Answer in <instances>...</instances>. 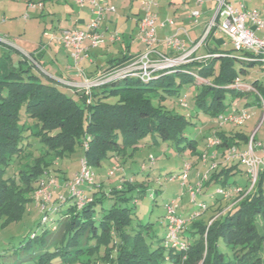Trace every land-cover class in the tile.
<instances>
[{
  "label": "trees",
  "instance_id": "1",
  "mask_svg": "<svg viewBox=\"0 0 264 264\" xmlns=\"http://www.w3.org/2000/svg\"><path fill=\"white\" fill-rule=\"evenodd\" d=\"M209 54L215 57L177 67L168 75L113 79L92 89L89 100L81 93L80 102L34 65L25 71L23 62L15 67L8 54L0 57V226L18 222L29 202L43 211L36 228L1 249L0 264H264V169L251 187L239 160L225 157L229 148L241 152L250 139L257 141V131L250 136L243 129L250 118L240 126L218 121L248 105L262 109L264 81L252 79L249 70L256 65L264 69L248 52L214 48ZM30 56L35 62V55ZM127 59L111 60L109 68ZM182 82L196 87L192 105L212 118L205 126L206 137L192 136L189 118L175 111L183 100L186 106L181 108L189 106L179 94ZM209 138L218 144L209 147ZM201 142L204 152L198 151ZM150 146L183 160L209 156L205 171L197 173L206 176L200 192L207 190L208 197L198 202L205 205L199 215L214 208L216 214L209 221L194 220L195 210L181 216L178 207L184 224L176 247L165 243V207L170 201L163 204V238L153 223L141 221L137 204L146 195L156 204L163 189L152 184L172 181L178 173L151 176L155 153L147 154L137 171L118 165ZM77 152L79 165L83 160L92 173L91 184L81 187V206L70 194L79 169L69 180L58 168ZM113 167L119 185L100 178L114 177L108 175ZM48 180L54 181L48 189L51 199L43 204L31 195ZM190 186L194 184L188 182L187 190ZM217 189L225 196L215 194Z\"/></svg>",
  "mask_w": 264,
  "mask_h": 264
},
{
  "label": "built area",
  "instance_id": "2",
  "mask_svg": "<svg viewBox=\"0 0 264 264\" xmlns=\"http://www.w3.org/2000/svg\"><path fill=\"white\" fill-rule=\"evenodd\" d=\"M1 1V0H0ZM76 4L83 6L87 4L90 20L85 25L84 29H65L61 31L58 41L65 47L73 50L72 60L77 66L83 58L88 55L89 50L97 48L103 40V34L100 32V25L103 21V13L107 10L114 11L113 7H108L107 0H73ZM139 3L142 17L138 19L137 31L140 43L143 46L142 52L138 55L131 56L123 64L111 67L105 71L100 72L96 78L89 79L82 72L78 73L84 77L80 85V89L85 97L89 100V95L92 89L102 87L113 79L123 77H138L147 79L155 74L168 75L175 71L177 67L187 65L195 61L208 60L215 57L213 54H205L198 56L197 52L206 47L209 38L214 31L220 32L225 36L233 51L248 52L254 55L264 69V36L258 37L257 33L264 31V16L257 9L245 8L242 3L234 5L229 0H192L197 5H202L207 2L214 5L213 14L207 22L201 36L196 41L192 42L189 39L188 29L178 28L173 34L165 36L162 39L156 37V13L158 0H133ZM29 9H36L42 7L41 4L28 3ZM200 17L199 11H190L189 19L191 23L197 22ZM24 20L28 19L27 15L23 16ZM168 25H172V20H166ZM120 36L114 32L111 36L112 41H118ZM189 47L186 48V43ZM0 44L11 45L5 40L4 36H0ZM166 47L170 50L171 55L162 53L159 47ZM31 56H29L30 58ZM87 100V101H88ZM262 108L264 103L261 100ZM186 102L181 101V107H185ZM250 118L246 109H241L238 113H231L226 116H219L218 121L220 125L230 124L240 126ZM208 146L213 147L218 144L214 138H209ZM203 163L209 156H202ZM225 157L227 160H239L240 164L245 168L249 177L251 187L255 184L258 174L264 169V140L248 142L245 149L238 152L235 148H229L226 151ZM116 167L108 172L109 176L114 175ZM190 166L184 164L174 180L181 181L186 184L189 177ZM198 176V175H197ZM202 177V178H201ZM199 182L193 187H188V193L191 202L195 203L196 208L191 215L199 216L205 209V205L196 203L197 194L200 193L201 182L205 180L206 176H198ZM92 173L86 163L81 160L79 171L72 180L70 185V194L76 198L79 206L83 203V193L81 187L84 184H91ZM53 180L41 182L39 189L35 192L36 200L43 204H48L51 196L48 189L53 185ZM215 194L225 196L222 190H216ZM45 206H42L44 208ZM179 207L178 200H171L165 207V221H166V245L176 247L179 245L178 233L181 230L184 221L177 216V209Z\"/></svg>",
  "mask_w": 264,
  "mask_h": 264
},
{
  "label": "rangeland",
  "instance_id": "3",
  "mask_svg": "<svg viewBox=\"0 0 264 264\" xmlns=\"http://www.w3.org/2000/svg\"><path fill=\"white\" fill-rule=\"evenodd\" d=\"M55 1L56 2L48 1V0L0 1V36H4L5 40L8 41L10 44H14V45L16 44L18 46L21 47L24 46L26 48H28L27 43H29L30 41L34 40L38 42L42 38V32L45 33V29L47 31L50 30L52 23H54V25L57 26L58 22L65 20V18H69V14H71L74 11V7H72V5L69 2H66L65 0H55ZM122 1L124 2L127 1L128 7L130 6V9H134V11L137 10V5L136 6L130 5L129 0H122ZM242 1L244 3L242 5H244L249 9H257L258 11L262 12V9L264 8V0H242ZM30 2L34 4H41L43 13H38L37 11H33V12L29 11L27 6L28 3ZM117 2H120V0ZM52 6L54 7V9L56 8L55 13L52 11L53 9ZM69 10H71V12H69ZM24 15H27L29 18L27 20H24L23 18ZM258 37H263V34L259 33ZM215 45L219 47V50L221 49V44H218L219 46L217 44ZM202 49L204 50L205 54L209 53V51L206 50L207 48H205V46L201 48L199 51H201ZM226 49L231 50L229 43L226 46ZM0 50H1L0 53L10 54L12 58L16 60L15 67H19V62H23L21 65L23 66V69H25V71L26 69L31 67L32 61H30L29 59L25 60L26 58L24 59L23 57H21L19 53L16 52L15 50H9L6 46L3 45H0ZM249 73L252 79H256L258 82L264 81V72L260 70V67L258 65H256L253 69H250ZM58 80L59 79L56 78L57 84L60 83L61 85V81ZM62 89L68 96H71L70 98H72L75 102H80L79 96H72L66 88H62ZM163 94L166 95L165 93ZM179 94L185 96L189 106L186 109H183L181 107L176 108L175 106L176 109L175 111L179 114L187 116L191 121V123L193 124V126L189 127V131H190L189 133L192 136H198V138L208 136L209 131L206 129L205 126L207 125V123L211 121L212 118L210 116L208 117V115L203 114L200 109H197L195 108V106L192 105V99L196 94H198V90H196V87L193 86L192 83L182 82V84L179 86ZM152 103L156 104L157 100L152 99ZM262 109L263 111L260 110L258 107H256V110L254 111L256 113L255 116L250 118V121L243 128L247 131L248 135L250 136L252 134V131H254L257 126L260 127V130L258 131L259 133L258 136L260 137L264 133V127L262 126L264 125V108ZM228 111L229 110H227L226 112ZM261 112H263V115L260 117ZM195 115H197V117ZM202 145H204L203 142H201L198 147L199 152L206 151V148L202 147ZM162 152L163 151L158 146H150V147L142 148L139 149V151L134 154L133 159L127 160L126 163H122L123 161L121 160L122 162L120 161L118 164L120 166V169H123L124 171H126L130 165L133 167L134 171H137L139 169V164L142 163L144 157L149 153L151 154L155 153L157 157V161L155 163L156 164L155 169L151 174V176L153 175L163 176L166 174L175 175L178 172H180L182 166L185 164V162H183L184 160L190 161L194 164L190 167L189 177L187 179V183L184 184V186L183 183L178 180H172V181L169 180L166 182L162 181L161 183L157 182L152 184L153 188L158 187L160 185L163 189L162 193L156 195L157 205L152 201V199L148 195H146L145 198L137 204L138 206L137 210L140 212L139 217L141 221L153 223L155 231L159 233V237L161 238L164 237V230L162 225V219L164 216L163 204L168 201L177 199L179 203L178 214L181 216H184L195 210L196 205L195 203L191 202L186 187L188 182H192L191 184L194 185L197 184L199 182V178H198L199 175L197 176V173L201 174L202 171H205V167H203L204 163L202 162L204 158L202 156L186 157L183 160L182 156L173 155L169 151L163 153ZM80 158H81V152H77L74 156L62 160L61 164L59 163L60 165L58 168H60L62 172H64L63 174L67 179L70 180L73 174L78 171ZM50 174L54 175L53 173ZM58 176L60 177L62 175L58 174ZM99 177H97L98 178L97 181L99 180ZM243 177H241L242 180H244ZM94 178H96L95 175ZM100 178H102V180L104 181L107 180V183L109 184L112 183L115 184L117 181V174H115L114 177L112 176L110 178H107L106 175L103 174V176ZM65 183H67V180L63 181V184ZM116 184L119 185L120 181L119 182L117 181ZM206 191L207 190L204 189L203 192L206 193ZM66 193L67 190H65L64 194ZM200 193L201 194L199 193L197 194L196 203H198L202 199V192ZM34 196H35V192L31 195V197ZM232 201L234 200L229 199V201L227 202L232 203ZM226 203H223L224 204L223 207L226 205ZM215 209L216 208H214L213 210L206 211L202 216L201 215H199V217L193 216L192 218L195 220L202 217L205 220L207 219L209 221L210 216L216 214ZM42 213L43 211L39 206H36L34 202H29L26 207L25 213L18 222L0 226V251L8 242L15 241L20 236L25 235L30 229L36 228L37 225L36 222L40 221L42 217Z\"/></svg>",
  "mask_w": 264,
  "mask_h": 264
},
{
  "label": "crops",
  "instance_id": "4",
  "mask_svg": "<svg viewBox=\"0 0 264 264\" xmlns=\"http://www.w3.org/2000/svg\"><path fill=\"white\" fill-rule=\"evenodd\" d=\"M48 1L56 2L55 0ZM65 1L69 2L72 7H74V11L69 14V18H65V20L58 22L57 26L52 23L50 30L47 31L45 29V33L42 32V38L38 42L34 40L30 41L27 43L28 48L16 44L0 45L6 46L9 50H15L21 57L24 59L26 58L25 60L29 59L32 61L29 56L34 54L36 61L32 62L31 65L37 67L39 71L46 76L55 78V80L56 78L59 79L58 81H61V85L60 83L58 84L61 88H66L72 96H79L82 93L80 85L84 80V77L78 73L79 69H82V72L87 78L93 79L96 78L100 72L109 69L111 66V60L121 59L125 56L130 58L131 56L138 55L142 52L143 46L140 43L137 31V22L138 19L142 17V12L140 11V6L137 1L134 2L133 0H129L130 5H137V10L134 11V9H130V6L128 7L127 1L124 2L120 0V2H117L119 0H107L108 7H113L115 10H107L103 13V21L99 26V30L103 34L102 43H100L97 48L89 50L87 57L85 56L83 60L75 66L71 56L73 50L69 47L63 46L58 41V38L62 30L84 29L85 25L90 20V14L87 4L80 6L73 0ZM229 2L234 5H239L240 3L244 4L242 0H229ZM52 8V11L55 13L56 8L54 9L53 6ZM213 9L214 5L209 2L197 5L192 0H158L157 7L154 10L156 13V37L160 40L165 36L173 34L178 28L184 27L188 29L189 39H192V42L196 41L199 36H201L207 22L210 20L213 14ZM28 10L43 13L42 7L36 9L28 8ZM195 10L200 12V17L194 24L191 23L189 14L190 11L192 12ZM69 12H71V10H69ZM261 14L264 16V8L262 9ZM168 19L172 20V25L166 23V20ZM114 32L118 33L120 36L118 41L111 40V36ZM259 33H262L264 36L263 31L258 32L257 36ZM228 43L229 41L225 36L218 31H214L205 48H207L206 50L208 51L214 48L219 50V47L215 44H221L220 50L227 51L226 46ZM189 45L190 44L187 42L186 48H188ZM159 49L166 55H171L172 53L168 48L163 46L159 47ZM197 53L198 56L205 55L203 49ZM3 54L6 53H0V57L3 56ZM8 55L11 58L10 61L12 66H15L16 60L13 59L10 54ZM247 107L248 112H251L250 118H252L256 114L254 111L257 106L248 105ZM258 108L263 111L260 107ZM230 111L231 110L226 112V114ZM262 115L263 112H261L260 117ZM262 126L264 127V125ZM258 128L259 127L257 126L254 130L255 132L257 131L256 140L262 141L264 140V133L259 137L258 131L260 129L258 130ZM61 190H59V192H62ZM207 198V194H205L202 195L201 200Z\"/></svg>",
  "mask_w": 264,
  "mask_h": 264
}]
</instances>
